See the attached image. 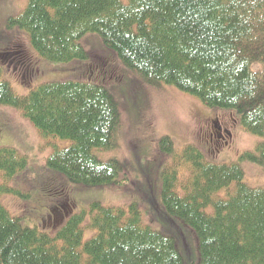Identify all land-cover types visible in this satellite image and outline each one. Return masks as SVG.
<instances>
[{
	"label": "trees",
	"instance_id": "trees-1",
	"mask_svg": "<svg viewBox=\"0 0 264 264\" xmlns=\"http://www.w3.org/2000/svg\"><path fill=\"white\" fill-rule=\"evenodd\" d=\"M7 23L29 35L40 59L90 61L101 76L95 82H47L19 96L0 66V106L18 110L43 139L70 142L52 147L46 160L47 170L69 185H123L119 161L94 152L116 148L120 106L106 86L120 68L135 81L171 87L205 108L227 111L247 134L262 139L238 162L219 164L190 145L175 150L167 136L158 145L165 162L161 203L192 231V264H264V185L248 187L240 168L246 161L264 172V0H28L19 18ZM89 33L99 36L117 64L83 50L79 40ZM29 58L22 60L28 70ZM128 82L127 89L133 79ZM26 166V156L0 149V201L6 194L29 198L7 184ZM150 172L145 166L147 183ZM63 218L50 232L42 224L25 227L0 202V264H184L173 238L143 224L135 205L123 210L94 202ZM85 228L94 232L88 240Z\"/></svg>",
	"mask_w": 264,
	"mask_h": 264
},
{
	"label": "rangeland",
	"instance_id": "rangeland-1",
	"mask_svg": "<svg viewBox=\"0 0 264 264\" xmlns=\"http://www.w3.org/2000/svg\"><path fill=\"white\" fill-rule=\"evenodd\" d=\"M122 2L126 4L127 0ZM27 3L28 0H0L1 77L8 82L13 91L23 96L47 82H95L101 78L98 69L92 68L93 63L90 61H75L73 65L72 63L62 65L40 59L25 31L14 26L7 27L8 19L19 18ZM79 44L95 58H109L115 64L118 63L112 53L105 50L97 34L84 35ZM25 55L30 57L34 65L30 66L34 71L31 77L28 76L31 73L24 75L20 71V62L27 60ZM99 62V66L105 64L101 59ZM104 67L106 68V65ZM31 68L27 73L32 71ZM130 73L120 68L118 79H114L106 86V91L111 93L120 106L121 128L117 135L116 148L106 152L94 151L102 160L119 161L123 168V174L119 179H124L123 185L102 188H76L69 185L59 174L47 170L46 160L53 152L52 147L67 148L70 142L43 139L38 130L27 118H23L18 110L0 106V149L3 147L15 149L26 156L27 161L25 171L15 175L7 184L14 190L29 194L27 199L6 194L0 202L11 216L21 217L22 226L33 227L42 224L49 229L48 232L53 230L50 228L52 224L56 225L64 216L68 218L85 212L94 202L123 210L135 205L143 224L173 238L184 264H192L197 259L196 242L192 231L180 220L167 215L161 203L160 172L165 162L159 153V140L165 136L169 137L177 151L188 145L198 148L201 153L218 164L238 162L242 154L253 151L263 140L247 134L242 129L238 117L235 119L238 120L237 125L230 128L232 137L228 139L223 132L216 131L217 123L221 124L222 128L224 123L232 126L233 121L230 120L231 116L227 111L205 108L197 98L182 94L171 87L148 86L135 81ZM128 79H133V83L127 89ZM23 81H28V84L21 83ZM211 133L215 136L211 137ZM145 166H150L152 171L150 183L146 182L147 178L143 174ZM240 168L244 173V184L250 188L263 187L264 172L259 166L240 161ZM67 218H63V221ZM174 232L179 233V239ZM93 233L85 228L83 239H90ZM181 245L184 250L185 246L192 249L191 255L182 251Z\"/></svg>",
	"mask_w": 264,
	"mask_h": 264
},
{
	"label": "flooded vegetation",
	"instance_id": "flooded-vegetation-1",
	"mask_svg": "<svg viewBox=\"0 0 264 264\" xmlns=\"http://www.w3.org/2000/svg\"><path fill=\"white\" fill-rule=\"evenodd\" d=\"M19 65H20V68H21L20 71H22L24 75L29 74V72L27 73V70H28V68H26L27 65H25V63H23V61H21ZM232 120H233L232 126L227 125L226 123H224V124L222 123L224 125V128H222L221 124L217 123V125H216V131L217 132H223L227 136L228 139H231L232 132L230 131V128H232L233 126H236L237 125V121L234 120V119H232ZM211 136H215V134L214 133H211ZM224 144H227V143H223V145Z\"/></svg>",
	"mask_w": 264,
	"mask_h": 264
}]
</instances>
